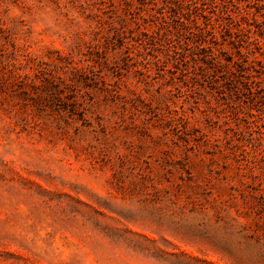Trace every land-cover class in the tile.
Listing matches in <instances>:
<instances>
[{"label": "rangeland", "instance_id": "374dc122", "mask_svg": "<svg viewBox=\"0 0 264 264\" xmlns=\"http://www.w3.org/2000/svg\"><path fill=\"white\" fill-rule=\"evenodd\" d=\"M0 264H264V0H0Z\"/></svg>", "mask_w": 264, "mask_h": 264}]
</instances>
